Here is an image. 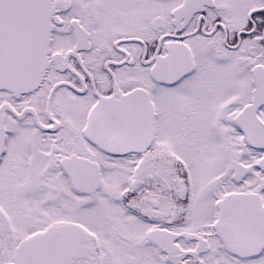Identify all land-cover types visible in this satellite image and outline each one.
<instances>
[{"label": "snow or ice", "instance_id": "snow-or-ice-1", "mask_svg": "<svg viewBox=\"0 0 264 264\" xmlns=\"http://www.w3.org/2000/svg\"><path fill=\"white\" fill-rule=\"evenodd\" d=\"M0 264H264V0H0Z\"/></svg>", "mask_w": 264, "mask_h": 264}]
</instances>
